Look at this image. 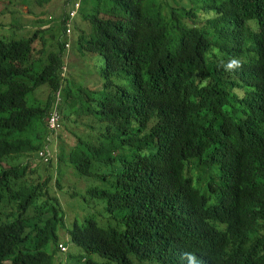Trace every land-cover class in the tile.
<instances>
[{"label":"trees","instance_id":"16d2710c","mask_svg":"<svg viewBox=\"0 0 264 264\" xmlns=\"http://www.w3.org/2000/svg\"><path fill=\"white\" fill-rule=\"evenodd\" d=\"M75 2L50 52L42 30L0 39V264H264V0H80L70 18ZM73 20L99 87L64 69ZM54 107L84 128L69 154ZM55 161L86 187L64 190Z\"/></svg>","mask_w":264,"mask_h":264},{"label":"rangeland","instance_id":"374dc122","mask_svg":"<svg viewBox=\"0 0 264 264\" xmlns=\"http://www.w3.org/2000/svg\"><path fill=\"white\" fill-rule=\"evenodd\" d=\"M71 1L72 0H0V39H12V37H30L36 31L42 30L38 33L39 35H37L38 39L36 45L41 46L42 42L40 40L41 35H43L47 39L46 50L48 52L54 50L57 47L55 41L53 42L54 45L49 42L50 36L53 33L57 35H64L63 29L61 27L63 14L65 11H68ZM90 8L91 4L89 3V1L85 2L84 10L89 11ZM78 19H81L80 16L78 17ZM68 22L70 24V19L67 21V23ZM73 22L74 20L72 21L70 33V35L72 36V39L69 40L70 47L66 46V73L71 76L73 82L76 81L78 84H82L85 87H99L101 86V82L104 81L100 76V69L104 65V57L98 53H95L94 55L92 54V56L84 55V53H81V51H79V46L78 44H75V41L73 39V35L75 34ZM47 30L52 31L51 33H49ZM97 72L99 76L97 75ZM99 77L102 80H100ZM130 80L131 79L130 76H128V73L122 72L120 78L116 79L115 84L117 86H119L118 84L124 83L129 85ZM47 94L48 91L43 88L34 93L33 96L36 99L35 101L45 102L47 100ZM66 125L72 130H78L79 132L84 131L83 126L78 127L74 123H66ZM70 129H64V127H62L59 138L60 140L56 139L55 141L56 146L59 144L58 149L60 148V153L61 151H63L64 153L69 154V150L76 145V136ZM55 163L59 170V172H57V175L61 177L64 190H67L69 188L70 190H72L73 186H77L81 188V190L86 187L84 180H82L75 173L73 168L67 167L63 164L59 165L57 161H55ZM38 164L39 169L45 172L46 169L44 168V163L38 158H30L28 160V171H35ZM2 166L7 167L5 164H2ZM187 169L188 175L192 176L194 180L197 181L198 177L194 176L197 173L194 162L189 163ZM29 176L36 177L35 173H30ZM56 192L58 193L60 198H62L64 203L71 198L69 197V195H71L72 193H67L68 196H65L66 193H63L59 188L56 189ZM65 208H68L70 212V209L67 205ZM71 215L73 216L74 213L72 212ZM59 231L62 240L69 239L68 233L63 230V228H60ZM67 245L69 247V253L67 255L70 254L72 257V255L77 251V247L72 243H67ZM73 261L75 262L76 260L73 258Z\"/></svg>","mask_w":264,"mask_h":264},{"label":"built area","instance_id":"2783aa9c","mask_svg":"<svg viewBox=\"0 0 264 264\" xmlns=\"http://www.w3.org/2000/svg\"><path fill=\"white\" fill-rule=\"evenodd\" d=\"M74 5H75V7L72 8V10L70 11V18H73L74 16H76L77 11L80 7V0H76ZM68 25H70L69 22H68ZM68 32H70V29H68ZM66 46L69 47V44L67 43ZM65 68H66V66H64V69ZM47 125H48L50 130L58 131L61 129V127H62V114L56 107H54L49 112L48 117H47ZM45 151H46V153H45ZM45 151L44 150L39 151L38 155L40 157H43L44 160L47 161L50 157V152L47 150H45ZM66 250H67V248L65 246H61V251L65 252Z\"/></svg>","mask_w":264,"mask_h":264},{"label":"clouds","instance_id":"9594fccd","mask_svg":"<svg viewBox=\"0 0 264 264\" xmlns=\"http://www.w3.org/2000/svg\"><path fill=\"white\" fill-rule=\"evenodd\" d=\"M240 65V61L237 59H232L230 60L227 65H226V69L227 70H235L237 68H239ZM185 256L187 257L188 260V264H197L198 262V258L196 259L193 255H191L190 253H185Z\"/></svg>","mask_w":264,"mask_h":264},{"label":"bare ground","instance_id":"6f19581e","mask_svg":"<svg viewBox=\"0 0 264 264\" xmlns=\"http://www.w3.org/2000/svg\"><path fill=\"white\" fill-rule=\"evenodd\" d=\"M189 98V97H188Z\"/></svg>","mask_w":264,"mask_h":264}]
</instances>
